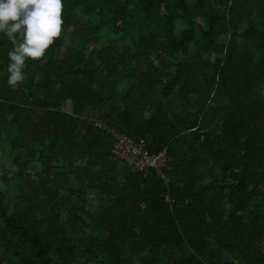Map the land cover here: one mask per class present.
Segmentation results:
<instances>
[{
	"label": "trees",
	"instance_id": "trees-1",
	"mask_svg": "<svg viewBox=\"0 0 264 264\" xmlns=\"http://www.w3.org/2000/svg\"><path fill=\"white\" fill-rule=\"evenodd\" d=\"M62 5L15 86L0 34V264H264V0Z\"/></svg>",
	"mask_w": 264,
	"mask_h": 264
},
{
	"label": "clouds",
	"instance_id": "clouds-1",
	"mask_svg": "<svg viewBox=\"0 0 264 264\" xmlns=\"http://www.w3.org/2000/svg\"><path fill=\"white\" fill-rule=\"evenodd\" d=\"M62 0H0V34L11 43L7 84L25 79L27 60H40L61 35Z\"/></svg>",
	"mask_w": 264,
	"mask_h": 264
},
{
	"label": "built area",
	"instance_id": "built-area-1",
	"mask_svg": "<svg viewBox=\"0 0 264 264\" xmlns=\"http://www.w3.org/2000/svg\"><path fill=\"white\" fill-rule=\"evenodd\" d=\"M107 131H110L114 137L111 153L125 160L134 170L144 173L149 169H154L156 172H160L166 165L167 153L165 150L149 153L143 139L134 140L125 134H117L113 130Z\"/></svg>",
	"mask_w": 264,
	"mask_h": 264
}]
</instances>
